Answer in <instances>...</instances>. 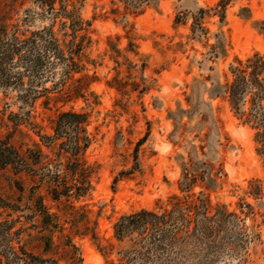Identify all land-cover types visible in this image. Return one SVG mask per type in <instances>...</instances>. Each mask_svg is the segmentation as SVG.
<instances>
[{
  "label": "rangeland",
  "instance_id": "obj_1",
  "mask_svg": "<svg viewBox=\"0 0 264 264\" xmlns=\"http://www.w3.org/2000/svg\"><path fill=\"white\" fill-rule=\"evenodd\" d=\"M70 1L89 25L78 34L84 35L77 59L84 70L68 83V97L52 90L24 103L19 91L0 86V138L8 136L22 152L38 145L44 154L32 168L34 182L24 176L21 188L9 169H0V222L10 214L35 233L31 201L37 197L51 213L63 214L65 202L53 201L49 187L57 173L64 175L67 157L51 138L58 114L72 111L88 116L91 142L82 156L93 170L92 188L72 201V215L84 223L72 235L75 260L62 248L54 255L61 264H118L117 253L127 242L114 238L113 226L122 215L169 209V197L177 195L187 216L202 206L205 193L209 217L219 209L223 223L194 214L193 226H207L208 232L197 233L190 244L181 232L177 251H167L164 263L264 264V149L228 102L215 97L231 79L236 59L264 53V0H229L223 21L216 8L220 0H156L137 16L120 0ZM200 9L206 12L193 31ZM1 24L28 35L52 20L35 0H0ZM60 25L57 19L54 32L70 41L71 31H60ZM52 81L38 88L52 89ZM72 90L80 95L69 98ZM13 121L26 125L15 131ZM191 174L210 175L215 183L206 190L198 177L189 191L194 196H188L185 175Z\"/></svg>",
  "mask_w": 264,
  "mask_h": 264
},
{
  "label": "trees",
  "instance_id": "obj_2",
  "mask_svg": "<svg viewBox=\"0 0 264 264\" xmlns=\"http://www.w3.org/2000/svg\"><path fill=\"white\" fill-rule=\"evenodd\" d=\"M120 1L126 10L137 16L156 0ZM228 2L229 0H220L216 5V8H221V21L224 19ZM35 3L44 13L49 14L52 24L28 35L25 32L10 33L7 25H0V86L19 91L24 103H31L38 97H44L52 90H56L58 98L68 97V83L84 70L77 61L82 47L80 39L82 40L84 35L78 34L85 30L84 26L88 23L77 13L78 8L70 0H35ZM56 4H59L58 9L55 8ZM205 12L206 10L200 9L197 15L193 16V31ZM57 19H60V31L66 29L71 31L70 41H62L54 32L53 27ZM179 21L180 18L177 17L175 23L178 24ZM260 25L261 32L264 33V20ZM229 71L231 79L219 86L215 97H222L228 102L234 117L254 131L255 141L261 144L263 150L264 53L256 52L245 60L236 59ZM25 78L28 85L24 82ZM82 78L85 77L82 76L76 81ZM51 79H55L52 81V89L38 88L43 81ZM91 80H94V77H91ZM78 95H80L78 91L72 90L69 98ZM10 115L17 117L14 113ZM87 119L86 114L64 111L58 114L55 121V133L51 140L57 146L60 156L67 157V164L64 166L63 176L58 173L55 175L49 187V194L53 201L65 202L63 214L58 216L51 213L42 197L32 200V212L37 217L35 233L29 232L18 217L13 218L8 214L9 218L0 222V264H61L54 256L59 248L64 249L67 257L75 260L72 235L73 232L78 235L75 227L83 224L84 220L72 215L76 211L72 201L85 197L92 188L93 170L82 156L91 142L86 132ZM13 123L15 131H20V127L26 125V121ZM35 148L22 152L10 142L8 136L0 138V169H9L16 178L15 184L19 188L22 187V177L27 176L33 182L36 179L32 168L42 164L44 154L38 145ZM191 175H185L188 196H194L189 191L198 177L201 181H206V190L210 189L211 182L215 183L210 175ZM201 203V207L190 208L189 215L185 216L181 208V199L177 195H172L169 197V209L162 206L157 209L143 208L122 215L113 226L114 238L119 243L127 242V247L117 253L118 264H165L163 255L167 251H177L181 232L185 234V240L189 244L197 233L206 235L208 232L207 226L201 228L202 230L193 226L194 214L207 223L218 217L217 221L223 223L225 214L219 209L209 217L208 194L202 195ZM6 209L16 211L10 206ZM67 224L69 227H66ZM91 237L97 239L95 231ZM33 245H38L37 249L41 252L35 251Z\"/></svg>",
  "mask_w": 264,
  "mask_h": 264
}]
</instances>
